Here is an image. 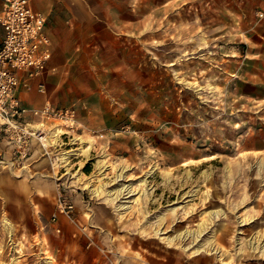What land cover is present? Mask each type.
I'll return each mask as SVG.
<instances>
[{
    "label": "rangeland",
    "instance_id": "374dc122",
    "mask_svg": "<svg viewBox=\"0 0 264 264\" xmlns=\"http://www.w3.org/2000/svg\"><path fill=\"white\" fill-rule=\"evenodd\" d=\"M44 13L51 56L20 96L73 109L76 155L63 174L0 137V264H264V0ZM60 180L74 208L52 219Z\"/></svg>",
    "mask_w": 264,
    "mask_h": 264
},
{
    "label": "built area",
    "instance_id": "2783aa9c",
    "mask_svg": "<svg viewBox=\"0 0 264 264\" xmlns=\"http://www.w3.org/2000/svg\"><path fill=\"white\" fill-rule=\"evenodd\" d=\"M0 25V137L16 159L38 148L56 165L57 172L63 173L66 166L58 157L60 152L69 151L68 164L76 155L71 151L75 147L67 146L73 144L70 137L76 128L73 109L57 107L49 100L29 107L19 96L21 87H28L32 79L43 75L51 56L46 14L35 9L31 0H1ZM37 87L43 90L42 80L37 81ZM58 125L64 129L57 131ZM64 185L58 181L57 212L52 219L58 213L69 216L74 208L70 194L62 189Z\"/></svg>",
    "mask_w": 264,
    "mask_h": 264
},
{
    "label": "bare ground",
    "instance_id": "6f19581e",
    "mask_svg": "<svg viewBox=\"0 0 264 264\" xmlns=\"http://www.w3.org/2000/svg\"><path fill=\"white\" fill-rule=\"evenodd\" d=\"M53 134H56V133H52ZM73 151V150H72ZM69 151H64L60 154V158L61 160L63 161L64 165L67 166L68 165V157H69ZM102 164V163H101ZM118 176H121V173L118 174ZM124 189V188H123ZM122 190V187H120L117 192H121ZM128 191V190H127ZM214 213H218V212H214ZM242 222V220H241ZM199 224V223H198ZM204 229V226H203V223L202 224H199L198 225V230H185V231H182L176 235H172L170 237H164V239L166 241H168V243H175V241L177 239H184L185 237H187L188 235H192L194 239H196L202 232V230ZM159 231V228L156 229V232ZM192 238V239H193ZM251 240V239H250ZM193 241V240H192ZM249 241V240H248ZM249 243V242H248ZM211 245V244H210ZM250 246L253 248V249H260V251L264 252V243H259L258 240H251L250 241ZM201 247V245L199 244V246L197 247V250H199ZM210 249H214L212 246H210ZM203 250V249H202ZM213 251V250H212ZM216 251V250H215ZM217 254V253H216ZM47 264H51V261H48Z\"/></svg>",
    "mask_w": 264,
    "mask_h": 264
},
{
    "label": "crops",
    "instance_id": "0c3cea01",
    "mask_svg": "<svg viewBox=\"0 0 264 264\" xmlns=\"http://www.w3.org/2000/svg\"><path fill=\"white\" fill-rule=\"evenodd\" d=\"M63 1L66 2L68 0H31V3H32V6L37 10H40L42 12H50V11L52 12L53 11V14H54V13L59 11ZM0 4H1V0H0ZM0 27H1V25H0ZM1 29H2V27H1ZM2 32H3V30H2ZM46 32L48 33L50 39H52V37L50 36V34L47 30V27H46ZM1 35H2V33H1ZM51 52H52V40H51ZM34 79H32V80H34ZM19 96H20V90H19ZM20 98H21V96H20ZM21 100H22V98H21ZM22 102L25 104V102L23 100H22Z\"/></svg>",
    "mask_w": 264,
    "mask_h": 264
}]
</instances>
